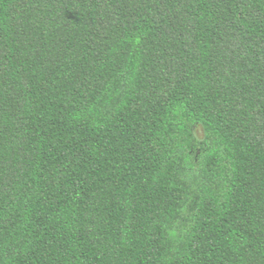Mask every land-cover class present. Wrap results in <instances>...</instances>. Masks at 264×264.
Wrapping results in <instances>:
<instances>
[{"label":"trees","instance_id":"obj_1","mask_svg":"<svg viewBox=\"0 0 264 264\" xmlns=\"http://www.w3.org/2000/svg\"><path fill=\"white\" fill-rule=\"evenodd\" d=\"M0 264H264V0H0Z\"/></svg>","mask_w":264,"mask_h":264},{"label":"rangeland","instance_id":"obj_2","mask_svg":"<svg viewBox=\"0 0 264 264\" xmlns=\"http://www.w3.org/2000/svg\"><path fill=\"white\" fill-rule=\"evenodd\" d=\"M199 134L201 133L199 130H198Z\"/></svg>","mask_w":264,"mask_h":264}]
</instances>
